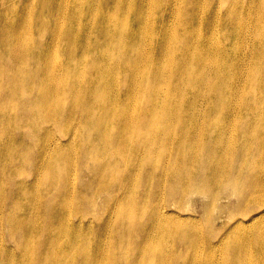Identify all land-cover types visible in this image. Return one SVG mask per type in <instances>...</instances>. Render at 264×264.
<instances>
[{
  "label": "bare ground",
  "instance_id": "1",
  "mask_svg": "<svg viewBox=\"0 0 264 264\" xmlns=\"http://www.w3.org/2000/svg\"><path fill=\"white\" fill-rule=\"evenodd\" d=\"M126 240L264 264V0H0V264Z\"/></svg>",
  "mask_w": 264,
  "mask_h": 264
},
{
  "label": "rangeland",
  "instance_id": "2",
  "mask_svg": "<svg viewBox=\"0 0 264 264\" xmlns=\"http://www.w3.org/2000/svg\"><path fill=\"white\" fill-rule=\"evenodd\" d=\"M122 214L125 216V212H124V211H122ZM98 223H100L102 226H104L103 220L99 221ZM109 232H110V233H109ZM108 233H109V236H110V240H107V241H106V247H107V248H110L111 243L116 242V240L118 239V237L121 235L122 232H121V229H110V230L108 231ZM108 233H107V234H108ZM107 234H105V236H106ZM105 236H104V237H105ZM136 243H137V242L132 243L131 241H127V240H126V245H125L124 249H122V251H120V256H119V258H118L116 261L112 262V263L109 262V259H110V258H105V259H106L105 264H108V263H109V264H116V262L130 263V262H131V259L133 258V249H134ZM117 244H118V243H117ZM151 245H152V244H151ZM151 245L148 246V244H146L145 248H146L147 251L149 250V247H150ZM171 246H172V244H170V245H165V248H166L168 251H170V250H171ZM28 253H30V251H28ZM192 261H193V260H192ZM144 264H148V260L145 261Z\"/></svg>",
  "mask_w": 264,
  "mask_h": 264
}]
</instances>
